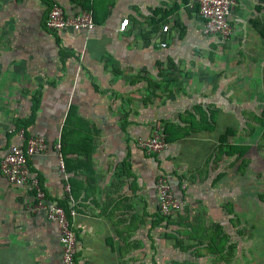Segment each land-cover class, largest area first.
<instances>
[{"label":"crops","instance_id":"crops-1","mask_svg":"<svg viewBox=\"0 0 264 264\" xmlns=\"http://www.w3.org/2000/svg\"><path fill=\"white\" fill-rule=\"evenodd\" d=\"M48 1L72 16L89 11L95 26L51 31L42 0H0V161L13 145L44 140L27 165L48 200L74 210L75 264H208V238L228 235L230 221L233 174L218 149L238 98L220 79L229 43L204 35L190 0ZM234 2L231 42L257 15ZM156 126L167 148L147 155L140 142ZM160 176L179 203L169 219L159 213ZM33 204L0 174V264H61L59 226ZM237 206V264H264V223Z\"/></svg>","mask_w":264,"mask_h":264},{"label":"built area","instance_id":"built-area-1","mask_svg":"<svg viewBox=\"0 0 264 264\" xmlns=\"http://www.w3.org/2000/svg\"><path fill=\"white\" fill-rule=\"evenodd\" d=\"M191 7L197 10L202 18L205 36L219 38L222 42L230 39L233 27L231 16L235 6L234 0H190ZM46 27L51 31L73 30L75 32H89L94 29V21L89 11H81L76 15H68L64 9L54 4L46 17ZM128 20L120 23L119 30L124 32ZM167 31V27L163 28ZM162 48L167 44L162 43ZM19 138L24 139V132H19ZM142 150L147 155L159 154L167 148L166 136L162 126H156L149 138L140 142ZM45 142L40 137H30L26 146L13 145L0 161V174L12 186L25 187L32 194L34 204L32 211L43 212L47 219L59 226L61 245V264H75L77 238L69 218L75 215L73 209L67 211L58 203L47 199L36 175L32 174L27 162L30 156L44 151ZM59 150V145L57 146ZM59 167L63 170V161L59 156ZM155 191L159 203V213L164 218L169 217L179 208L174 199L171 187L165 177L160 176L155 182Z\"/></svg>","mask_w":264,"mask_h":264},{"label":"rangeland","instance_id":"rangeland-1","mask_svg":"<svg viewBox=\"0 0 264 264\" xmlns=\"http://www.w3.org/2000/svg\"><path fill=\"white\" fill-rule=\"evenodd\" d=\"M242 2H245L242 6L243 12H251L256 4H260L264 8V0H242ZM237 6L239 8V5ZM246 27L250 33L241 38H234L232 42L230 40L222 42L223 46L229 43L228 46L230 47L222 51L221 55L222 59L228 64V67H225L227 71H224V75L220 76L221 82L223 81L225 84L224 89L228 88L238 95V98H236L233 93V97L229 98V107L231 110L233 109L231 111L233 115L229 118V128L233 131L232 134L230 133L228 141L233 144L250 146L245 156L250 161L249 166L246 168L247 176L244 173L247 179L243 178L244 181H241L243 184L240 186L236 184V176H238L236 168L229 165L234 158H230L228 162V170L229 172L232 170L231 173L233 174L232 179L229 180L230 185L227 190V201L230 205L228 206L230 214L228 236L232 242H236L239 235L236 225L238 204L244 206L248 214L251 213V210H255L260 222L264 223V141L262 140L264 134L262 127L254 119L255 116H259L264 112V40L254 32L249 23L246 24ZM239 42L242 45L240 47ZM222 77H228V79L223 80ZM216 82H219L218 78ZM236 106L238 107L236 108ZM252 128H255V130ZM244 171L242 169L239 172L240 175ZM241 190L243 191L240 192ZM242 231H244L245 238H253L252 235L255 233L251 226L242 227ZM259 233L264 234V227L260 228ZM262 238H264V235ZM226 242L227 240H224L222 245L225 246ZM259 248V253L262 254L264 248L261 245H259ZM232 254L231 264H237V246ZM214 257L216 258V256L207 258L210 261L208 264H217L212 260V258L215 259ZM249 262L247 261V263Z\"/></svg>","mask_w":264,"mask_h":264},{"label":"trees","instance_id":"trees-1","mask_svg":"<svg viewBox=\"0 0 264 264\" xmlns=\"http://www.w3.org/2000/svg\"><path fill=\"white\" fill-rule=\"evenodd\" d=\"M42 1L46 3L48 6V9H47V14H48L53 4H51L48 0H42ZM184 1L186 2L187 0H184ZM254 9L257 15L255 17L250 18L248 22L251 28L254 30V32L258 34V36L262 40H264V8L260 6V4H256ZM45 22H46V19H45ZM45 26H46V23H45ZM35 101H38V98H35L34 102ZM36 106H37V102H36ZM36 106L33 108V110H35ZM33 117L34 115L32 114L26 120V123L31 124L33 121ZM254 119L256 123L262 127V132L264 134V112H262L261 115L259 116H255ZM252 129L255 130V128H252ZM232 131L233 130H230L229 128L227 129L225 133H223L219 137V142L222 145L219 146L218 149L222 148L224 155H226L229 158L231 157L234 158V160L230 162V166L235 167L237 171L239 172L242 171V169L245 170L244 172H242L241 175H243V177L247 179V177L244 176V173L246 175V168L249 166L250 161L247 158H245V156L247 155L250 149V146L230 143L228 141V137H230V135L232 134ZM262 140L264 141V135L262 136ZM59 205H61L67 210V205L65 203L59 202ZM165 219H169V217H166ZM229 238L230 237L225 234L223 238H208L209 241L205 246H207V250L210 251V254L212 256H216V258L214 257L215 259H213V262H216L217 264H221V263L231 264V260H232L231 258L233 256L232 252L234 251V248H236L237 243L232 242L231 240H229ZM224 240H227L225 246L222 245V242ZM181 243L182 241L178 239L177 244L181 246ZM173 264H192V263L190 261H184L182 263L173 262Z\"/></svg>","mask_w":264,"mask_h":264}]
</instances>
